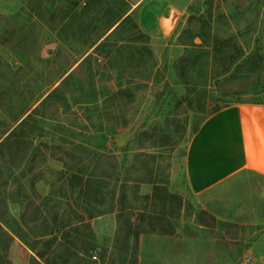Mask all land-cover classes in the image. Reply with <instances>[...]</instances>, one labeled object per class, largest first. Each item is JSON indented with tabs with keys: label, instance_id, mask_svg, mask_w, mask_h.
<instances>
[{
	"label": "rangeland",
	"instance_id": "rangeland-1",
	"mask_svg": "<svg viewBox=\"0 0 264 264\" xmlns=\"http://www.w3.org/2000/svg\"><path fill=\"white\" fill-rule=\"evenodd\" d=\"M111 22L120 24L93 50ZM249 52L261 61L246 60ZM243 102L264 104V0H0V141L12 135L0 147V223L12 236L11 264L36 255L33 230L21 228L24 240L17 234L26 194L36 203L48 196V207L89 223L74 233L87 255L70 264H264V176L239 169L193 192L184 175L203 120ZM98 153L115 156L134 216L169 219L136 243L130 237L128 248L116 238V212L88 218L92 193L78 198L65 181L70 167L86 176L96 165L102 174L109 161ZM136 153L149 154L141 158L152 171ZM149 179L180 198L177 215L150 199ZM117 195L118 186L100 210Z\"/></svg>",
	"mask_w": 264,
	"mask_h": 264
},
{
	"label": "trees",
	"instance_id": "trees-1",
	"mask_svg": "<svg viewBox=\"0 0 264 264\" xmlns=\"http://www.w3.org/2000/svg\"><path fill=\"white\" fill-rule=\"evenodd\" d=\"M112 23L113 22L109 23V26H107L106 29L102 30V33L95 38V40L91 44L93 50L97 49L98 47L104 46L108 36H110L120 24L117 23L112 26ZM110 27L112 28L110 29ZM108 29H110L108 33H106V35L102 37V34L105 33ZM138 36H146V38H148V36L143 32H139V35H136V37L138 38ZM190 42V44H194L192 43V41ZM183 57L184 56L179 57L177 63H181L183 61ZM84 59L85 58H83V60ZM245 59L252 64H258L261 61L259 57H257L256 55H252L250 52L247 53ZM51 94L52 92L48 93L45 98H47ZM45 98L43 99V101L46 100ZM24 122L25 120L21 119L19 123L14 127V129L22 125ZM8 136L9 139L4 138L0 141V147L5 143H8L12 139V135L10 136L8 133L6 137ZM71 154L73 159H75V163L77 165L84 164V159L81 156L75 154V152H71ZM97 155H99V159H106L107 161H109L108 167L102 169V174L100 172L98 173V171L96 170V165L94 166V170L86 176H84L85 172L70 167V171L66 172L67 176L65 177V181H68L69 185L72 187L71 193L73 194L74 191H76V193H78V198L85 192L92 193V198L95 203L89 205L85 209L88 212V218L102 213L103 210L106 212L115 211L117 216L116 238L123 240V244L126 247L128 246L127 244L130 237H133L136 243L141 232H154L158 230L156 223L161 225L163 220H169L166 218V214H164L163 212V216H159L153 215L149 212H143L142 210L139 213V217L138 215L134 216L132 208L130 206H126L127 178L124 177L125 181H122V179L118 178L119 173L117 171L115 156L105 153H98ZM142 155L148 157L149 154L136 153L135 161L136 159L142 160V162L149 167V171H152V167H150V161L148 160V158H141ZM62 173V176H64L65 172ZM148 181H153L154 183L150 199L158 200L159 198L164 205H167V203L169 205H174L173 208H175L176 211L174 214L172 213L169 215L172 217H174V215H177L178 208L180 207L179 205H175V203H180V198L176 194L170 192L167 189L166 185L161 181L159 182L155 179H149ZM109 185L110 191H105L104 189L108 188ZM116 186H118L117 200L109 201L111 202L110 206L106 207V209L100 210L99 207L104 206V200L107 198V195H110L115 191ZM90 189L92 191H90ZM51 200V198L45 196L41 198V201L39 203H36L34 200L30 199L29 194H26L25 199L21 201L23 211L21 213V221L20 223H17V227L19 230L17 231V234L19 235V237H21V239L24 240L28 235L22 233L21 228H23V226H29V228L33 230V236L29 240V243L31 244L32 249H35L36 255H31L29 264H70L69 258L75 256L79 257V254L83 255L85 253L78 249V246L82 239L81 237L74 235V233L78 232L77 227H79V225L87 228L89 227V223L84 220L83 216L79 212L73 209V213L76 216L71 219L68 218L66 213L62 212L60 210L61 208L54 203H52L51 207H56H48V204L51 202ZM2 219L5 218L4 215L0 213V220ZM147 219L149 221H146ZM144 221H146V223H144ZM71 231L74 236L72 237V239H68V236L72 235ZM57 234H59V236H57ZM11 241L12 236L3 228L2 224L0 223V264H11L10 259L6 254ZM88 246L86 248H88ZM92 249L93 251H95L96 247L94 246L92 247ZM86 252H88L87 249ZM129 252L130 251H128V249L121 250L115 258L118 259V262L123 263L129 256ZM98 253H101L100 250ZM85 254L87 255V253ZM130 255L132 256L130 258H136L135 253H131ZM39 257L45 259L44 263H42L38 259ZM57 257H59V261H57Z\"/></svg>",
	"mask_w": 264,
	"mask_h": 264
},
{
	"label": "crops",
	"instance_id": "crops-1",
	"mask_svg": "<svg viewBox=\"0 0 264 264\" xmlns=\"http://www.w3.org/2000/svg\"><path fill=\"white\" fill-rule=\"evenodd\" d=\"M239 169L264 176V104L243 102L216 110L187 145L184 175L193 192Z\"/></svg>",
	"mask_w": 264,
	"mask_h": 264
}]
</instances>
